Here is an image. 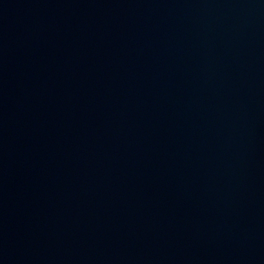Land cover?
<instances>
[{
  "label": "water",
  "instance_id": "95a60500",
  "mask_svg": "<svg viewBox=\"0 0 264 264\" xmlns=\"http://www.w3.org/2000/svg\"><path fill=\"white\" fill-rule=\"evenodd\" d=\"M0 264H264V0H0Z\"/></svg>",
  "mask_w": 264,
  "mask_h": 264
}]
</instances>
